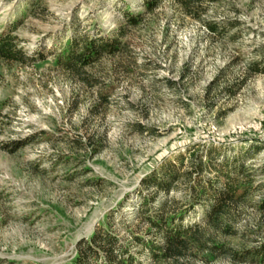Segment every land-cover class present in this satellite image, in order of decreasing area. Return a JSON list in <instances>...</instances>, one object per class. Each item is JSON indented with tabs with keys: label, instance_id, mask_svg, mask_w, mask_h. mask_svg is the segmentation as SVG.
<instances>
[{
	"label": "rangeland",
	"instance_id": "obj_1",
	"mask_svg": "<svg viewBox=\"0 0 264 264\" xmlns=\"http://www.w3.org/2000/svg\"><path fill=\"white\" fill-rule=\"evenodd\" d=\"M203 6L218 32L173 0L153 9L144 0H0V32L25 56L0 58V264H74L99 228L132 244L133 232L148 235L137 216L153 189L148 175L183 160L192 180L170 191L182 201L200 162L208 177L209 156L244 151L250 186L224 218L231 232L202 224L212 240L182 261L263 264L209 247L244 254L264 244V73L248 72L264 57V0ZM130 12L141 21L129 23ZM74 34L118 35L122 48L73 71L54 57ZM188 218L200 220L202 207Z\"/></svg>",
	"mask_w": 264,
	"mask_h": 264
},
{
	"label": "trees",
	"instance_id": "obj_2",
	"mask_svg": "<svg viewBox=\"0 0 264 264\" xmlns=\"http://www.w3.org/2000/svg\"><path fill=\"white\" fill-rule=\"evenodd\" d=\"M161 0H144L148 9L158 6ZM186 14L197 18L215 32L219 26L214 21H205L202 17L205 0H173ZM142 13H127V20L137 24L142 19ZM120 31L123 33L124 29ZM122 48L120 37H92L74 34L68 38L61 51L55 54L57 64L67 69L77 70L90 63L98 61L104 54L112 53ZM0 58L23 61L25 56L17 45L15 35L9 30L0 32ZM43 58V57H42ZM249 74L264 73V57L248 64ZM101 147H96L95 152ZM251 155L248 151L236 153L233 157L221 159L215 163V157L209 156L213 175L205 177L204 163L195 168V182L187 188L184 199H175L170 191L180 180L191 181L192 170H182L183 160L177 165L172 161L164 163L159 171L144 179L146 187H153L150 194L144 195L137 208V216L148 223L145 234L133 232L132 244H126L117 234L103 228L96 229L90 239L78 244L74 264H147L142 256L153 260L169 259L173 264H184L182 258L190 250H200L211 241L202 224L208 223L214 229L231 232L225 226L224 218L231 214L232 206L239 203L242 195L249 190V175L246 161ZM160 195L166 196L161 198ZM202 207L200 220L188 221L189 214ZM212 250H219L237 259H246L264 264V244L258 249L242 252L231 251L225 244H212Z\"/></svg>",
	"mask_w": 264,
	"mask_h": 264
}]
</instances>
